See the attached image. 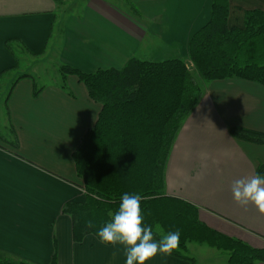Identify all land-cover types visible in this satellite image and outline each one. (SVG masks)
I'll list each match as a JSON object with an SVG mask.
<instances>
[{"label":"crops","instance_id":"1","mask_svg":"<svg viewBox=\"0 0 264 264\" xmlns=\"http://www.w3.org/2000/svg\"><path fill=\"white\" fill-rule=\"evenodd\" d=\"M64 1L0 0V88L8 85L9 130L0 137L18 143L15 149L0 140V255L28 264H51L54 253L55 264H125L121 245H102L92 234L74 242L71 219L61 212L67 202L85 201L72 152L101 106L73 75L68 91L60 78L38 83L20 70L21 56L42 57L56 46L58 66L85 73L119 69L130 58L191 63L188 41L208 22L212 0H85L59 17ZM228 7V26L241 27L244 12L264 10V0H228ZM201 87L203 96L172 142L163 192L195 205L208 228L261 249L264 215L252 204L238 205L231 184L256 175L264 144L239 140L229 129L264 133V85L227 78ZM146 264L189 262L157 254Z\"/></svg>","mask_w":264,"mask_h":264},{"label":"trees","instance_id":"2","mask_svg":"<svg viewBox=\"0 0 264 264\" xmlns=\"http://www.w3.org/2000/svg\"><path fill=\"white\" fill-rule=\"evenodd\" d=\"M210 8L208 22L188 41V59L195 73L180 58H130L122 68L92 73L59 65L62 89L68 91L66 78L73 75L87 89L89 98L101 106L93 126L72 152L85 201L67 202L61 212L71 219L74 242L88 234L97 238L99 228L118 210L121 196L136 193L143 197V225L151 226L155 240L180 231L179 247L171 256L195 264L193 257L183 254L187 244L194 242L228 253L226 264L264 262V247L253 248L208 228L199 219L195 205L163 192L172 142L184 117L203 96L199 82L241 78L264 85V10L248 9L241 27H229L228 0H212ZM39 89L34 86L33 94ZM229 130L239 140L264 144L262 132L239 127ZM0 140L17 148L15 137ZM256 174L264 175V164L256 168ZM87 220L95 227L87 228ZM51 262L55 264V253ZM0 264L28 263L0 255Z\"/></svg>","mask_w":264,"mask_h":264},{"label":"clouds","instance_id":"3","mask_svg":"<svg viewBox=\"0 0 264 264\" xmlns=\"http://www.w3.org/2000/svg\"><path fill=\"white\" fill-rule=\"evenodd\" d=\"M231 192L238 205L247 207L252 204L264 215V175L256 174L234 180ZM142 199L140 194L124 193L118 210L96 233L100 244L124 247L125 264H146L157 254L171 256L179 247L181 233L178 229L157 241L151 226L143 225ZM86 227L93 228L95 225L92 220H87Z\"/></svg>","mask_w":264,"mask_h":264},{"label":"rangeland","instance_id":"4","mask_svg":"<svg viewBox=\"0 0 264 264\" xmlns=\"http://www.w3.org/2000/svg\"><path fill=\"white\" fill-rule=\"evenodd\" d=\"M84 1L85 0H65L64 4L60 6V9L58 10L59 17H64V14L68 11L76 12L77 10H79L80 6H82ZM129 7L132 12H136L134 6L129 5ZM45 54L46 55L42 57L36 58L28 55L21 56L20 70L30 74H34L36 76V79L38 80V83H54L57 79H59V66L56 58V46H54L53 50ZM184 62L187 65L188 70L195 73L192 64L188 62V60H185ZM18 72L19 70L14 72L15 77L17 76ZM199 83L201 84L202 82ZM7 89L8 85L2 86L0 88V135H6L8 137V120L3 105V100L7 94ZM157 232H159V229H157ZM183 254L190 257L197 256V258L199 259V264H226V260L228 258V253H226L225 251L218 250L214 247H208L203 243L198 244L194 242H190L187 244V251H185Z\"/></svg>","mask_w":264,"mask_h":264}]
</instances>
